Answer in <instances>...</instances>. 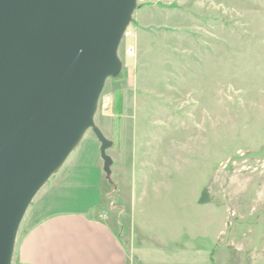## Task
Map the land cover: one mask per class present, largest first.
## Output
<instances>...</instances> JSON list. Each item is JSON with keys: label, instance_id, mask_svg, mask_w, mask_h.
I'll return each mask as SVG.
<instances>
[{"label": "rangeland", "instance_id": "374dc122", "mask_svg": "<svg viewBox=\"0 0 264 264\" xmlns=\"http://www.w3.org/2000/svg\"><path fill=\"white\" fill-rule=\"evenodd\" d=\"M129 28L103 92L112 108L95 116L113 142L110 178L88 131L19 234L64 175L77 191L56 210L103 204L134 261L193 264L203 250L214 264H264V0H138Z\"/></svg>", "mask_w": 264, "mask_h": 264}, {"label": "water", "instance_id": "95a60500", "mask_svg": "<svg viewBox=\"0 0 264 264\" xmlns=\"http://www.w3.org/2000/svg\"><path fill=\"white\" fill-rule=\"evenodd\" d=\"M138 0H0V264L21 224L88 131L107 179L113 142L95 123Z\"/></svg>", "mask_w": 264, "mask_h": 264}, {"label": "crops", "instance_id": "0c3cea01", "mask_svg": "<svg viewBox=\"0 0 264 264\" xmlns=\"http://www.w3.org/2000/svg\"><path fill=\"white\" fill-rule=\"evenodd\" d=\"M103 129L109 131V127ZM97 166L100 169L103 165L98 163ZM63 176L45 193L51 199L46 204L49 207L47 211L40 215L45 207V198H42L38 206L39 215L36 216V212L30 225L19 234L13 264H144L130 258L120 233L122 225L117 221L114 228L115 224L103 204H91L81 210H56L58 204L70 203L77 191L63 190ZM79 178L75 176L74 181L83 180ZM97 178L101 180L100 171H97ZM178 253L177 256L182 254ZM167 254L162 255L170 258ZM189 254L193 264H214V252L198 250Z\"/></svg>", "mask_w": 264, "mask_h": 264}, {"label": "built area", "instance_id": "2783aa9c", "mask_svg": "<svg viewBox=\"0 0 264 264\" xmlns=\"http://www.w3.org/2000/svg\"><path fill=\"white\" fill-rule=\"evenodd\" d=\"M131 36H133V32L130 30V28H128L125 31L124 39L129 38ZM135 48L136 47L133 45H130L127 48L126 54L128 57H134L135 56V52H136ZM112 103H113L112 96L103 94L101 99H100V102H99V108H101L103 111L110 110L112 108Z\"/></svg>", "mask_w": 264, "mask_h": 264}, {"label": "trees", "instance_id": "16d2710c", "mask_svg": "<svg viewBox=\"0 0 264 264\" xmlns=\"http://www.w3.org/2000/svg\"><path fill=\"white\" fill-rule=\"evenodd\" d=\"M122 103H123L122 98L118 97L117 98V102H116V108H118V110H119L120 107H122Z\"/></svg>", "mask_w": 264, "mask_h": 264}]
</instances>
